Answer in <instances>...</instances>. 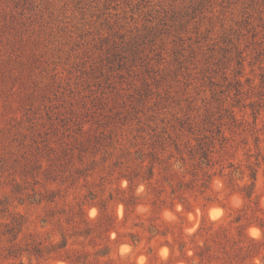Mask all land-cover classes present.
I'll return each mask as SVG.
<instances>
[{"label": "rangeland", "instance_id": "1", "mask_svg": "<svg viewBox=\"0 0 264 264\" xmlns=\"http://www.w3.org/2000/svg\"><path fill=\"white\" fill-rule=\"evenodd\" d=\"M211 135V156L241 163L246 174L259 156L248 212L264 214V0H0V199L45 244L66 236L69 249L89 250L92 259L108 252L100 259L113 264H187L169 243L183 236L191 247L212 222L237 231L245 204L238 188L217 172L187 191L185 203L166 186L162 202L124 175L138 167L137 156L169 164L201 156ZM49 164L55 180L43 172ZM173 169L176 180L188 170ZM102 212L111 220L100 233ZM247 233L263 231L252 224ZM60 254L50 260L71 264Z\"/></svg>", "mask_w": 264, "mask_h": 264}, {"label": "trees", "instance_id": "2", "mask_svg": "<svg viewBox=\"0 0 264 264\" xmlns=\"http://www.w3.org/2000/svg\"><path fill=\"white\" fill-rule=\"evenodd\" d=\"M231 120L233 127L239 124L234 112L231 113ZM217 129L218 139L222 141L220 144L223 149L225 147L223 143L228 137L223 132L221 124L217 126ZM252 135L256 145H258L259 136L256 132H253ZM205 138L208 139L200 143L201 156H178L175 162L171 164L163 156H137L139 160L138 167L124 176L131 183H134L137 179L145 182L148 189H150V193L154 195L157 201L166 202L162 195L167 192V187H169V197L179 199L183 203L186 202L185 194L187 191L193 190L198 185L201 187L207 186L217 172L227 177L230 186L233 189L238 188L245 203L241 209L244 214H239L235 220L236 223L242 222L237 227V231H233L230 225L223 222H212L210 225L202 224L192 236L191 243L193 245L191 247L183 236L176 240L175 244L169 243V246L172 253L177 249L187 264H264V214H255L250 217L248 212L257 192L258 170L261 165L259 156H256L255 161L248 162L245 166L249 171L246 174V169L243 168L241 163L234 162V160H230L225 156H211L214 153L213 148L216 145L215 139L217 138L214 135ZM172 157L175 156H169L168 159ZM55 158L59 159L60 156ZM29 164L30 162L25 164L24 171L30 170ZM178 164L180 168L187 167L188 170L182 178L178 177L176 180L175 177L178 176V171L174 170L173 166ZM35 165L39 169L43 168L42 162L38 161ZM49 165L50 167L44 169L43 172L51 175L50 177L55 180L52 164ZM216 165H219L218 171L214 170L212 172ZM156 169L159 170V174L163 173L160 185L153 182ZM186 174L191 175L190 180H187ZM247 176L249 181H244ZM240 182H243V184ZM20 189L21 184L15 183V190L19 192ZM48 200L54 201L52 197H48ZM76 214L83 216L85 214L84 209L80 206ZM109 220L111 218L102 212L95 228L100 233L108 232L107 221ZM44 222H47V220L44 219ZM26 223L27 217L23 213L11 210L6 198L0 199V264H25V258L28 259V264H54L50 259L52 258L51 254L57 249L64 250V254H60L59 257L64 258L71 264H113L114 262L112 258H108L106 261L101 260L100 257L108 255V252L102 250L96 252V258L92 259L89 250L69 249L66 236L57 244L53 242L45 244V241L39 238L38 232L26 230ZM252 224L261 228L263 231L262 237L256 238L247 233V228ZM151 231L155 234H166L157 225H153ZM133 238L137 240L136 235H133ZM189 250H192L191 254H188Z\"/></svg>", "mask_w": 264, "mask_h": 264}, {"label": "bare ground", "instance_id": "3", "mask_svg": "<svg viewBox=\"0 0 264 264\" xmlns=\"http://www.w3.org/2000/svg\"><path fill=\"white\" fill-rule=\"evenodd\" d=\"M222 212V211H221ZM218 214H219V211L217 210V208L216 209H211L210 210V216L212 217V218H216L217 216H218ZM218 218V217H217ZM252 233L254 234V235H258L260 232L256 229V228H252ZM123 248H125V247H123ZM125 250V249H124ZM58 264H67L66 262H62V261H60V262H58Z\"/></svg>", "mask_w": 264, "mask_h": 264}]
</instances>
